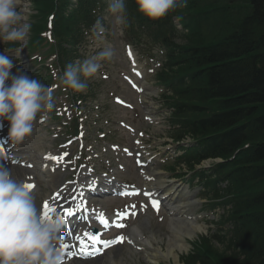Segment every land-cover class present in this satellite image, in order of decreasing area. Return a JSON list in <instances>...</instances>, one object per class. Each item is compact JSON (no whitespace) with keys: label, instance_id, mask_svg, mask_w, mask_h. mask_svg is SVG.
<instances>
[{"label":"trees","instance_id":"1","mask_svg":"<svg viewBox=\"0 0 264 264\" xmlns=\"http://www.w3.org/2000/svg\"><path fill=\"white\" fill-rule=\"evenodd\" d=\"M36 1L40 12H55L54 31L67 39L89 16L92 0H78L71 12L70 0ZM206 1L209 9L203 16L215 13L221 25L216 36L206 38L200 29L205 22L196 24L189 43L172 44L161 78L177 85L170 102L174 121L183 127L177 136L197 140L190 155L226 161L212 172L226 177V192L241 218L235 235L220 242L233 255L238 252L243 264L264 263V0H243L246 5L238 13L226 4L219 7L222 1ZM208 255L199 252L192 260L213 264Z\"/></svg>","mask_w":264,"mask_h":264},{"label":"clouds","instance_id":"2","mask_svg":"<svg viewBox=\"0 0 264 264\" xmlns=\"http://www.w3.org/2000/svg\"><path fill=\"white\" fill-rule=\"evenodd\" d=\"M138 10L149 18L164 17L170 10L186 6V0H136ZM20 0H0V41L23 44L30 30L18 11ZM117 28L125 24L123 0H112L107 10ZM96 38L105 32L102 20L93 25ZM21 51V49H18ZM6 52V51H5ZM111 46L82 62L69 63L61 82L75 91H83L88 78L101 68V61L114 56ZM15 63L7 54H0V127L9 122L8 139L22 143L32 132L38 114L43 119L54 105L52 90L27 74L12 75ZM11 81L10 84L6 83ZM7 156L0 151V264H59L62 249L55 245L62 239L60 218L44 220L34 195L22 182L12 177L6 166Z\"/></svg>","mask_w":264,"mask_h":264},{"label":"rangeland","instance_id":"3","mask_svg":"<svg viewBox=\"0 0 264 264\" xmlns=\"http://www.w3.org/2000/svg\"><path fill=\"white\" fill-rule=\"evenodd\" d=\"M31 0H23V5L18 8L19 12H21L22 16L24 17V22L27 23L28 20V14L31 12L32 8H31ZM222 1L223 3L219 4V7H226V5L229 7V9H227L228 11H234L233 13H238L242 8H244V5H246V3L243 0H219ZM200 3V8L203 11H208L209 7L207 5H205V3H207L206 0H199ZM226 4V5H225ZM245 10V9H244ZM210 12H208L207 15L203 16V28H202V34L205 35L206 38H210L213 34V36H216L215 34L218 32V30L220 29L221 25L220 23L217 24L216 19L217 18V14H209ZM222 11L219 12V18L221 17ZM220 22V21H219ZM105 32L100 36V38H96L95 36H93L92 39H90L89 42V47L88 50L92 48L91 52H93L92 56L96 55L98 52L102 51L105 47L107 46H111L114 49V56L111 60H104L101 61V67L103 68V70H106L107 72L110 73V78L108 80H106L105 82H100L99 84H97V87L103 90L101 91L100 94V98H106V100H108V103H110L111 105H113V100L108 99L109 95H107L108 91H112L114 92V94L116 95H120L122 97L125 98H129V94L128 92H132L131 88L127 85L124 77L120 76L119 72L120 71H126L128 70V63L124 57V43L126 42V36L125 33L123 32V30L120 28H117L114 25V20L113 17L111 16V14H107L106 15V22H105ZM220 34H223L224 32L220 31ZM189 34L188 32L183 31V33L180 34V36H178V40L176 42L180 43V44H187L189 43ZM7 43H3L2 41H0V51H3L5 48L4 46ZM17 51V50H16ZM13 51V52H16ZM16 55H18L17 53H15ZM21 55V53H20ZM27 67V66H26ZM21 68V69H17L12 73V75H17L18 74V70L20 73L23 74H30L31 69L28 68ZM28 70V71H26ZM9 83H11V81L9 80ZM127 96V97H126ZM132 99H134L135 105L137 106L138 110H140L141 107V103L137 100L135 101V96H133L131 94ZM124 112V113H123ZM112 115V121L110 122V128H117V123L116 121L118 119H121L125 116L131 117V120H134L135 116L134 113L125 109H121L120 111H115L114 109H112V112L107 113L106 117L103 120L109 119L107 116L108 115ZM6 132H9V122L6 121ZM47 125V127H49L50 123L49 122H45L41 129L45 128ZM33 126L35 127L33 130H37L39 127L35 126V124H33ZM139 127H141V125H139ZM142 128H145V126L143 125ZM39 135H43V150L44 151H48L49 147L53 144V141H51L49 133L46 132V130H42L38 132ZM167 134V133H166ZM169 135V134H168ZM167 135V137H168ZM96 134L93 130H89L88 131V138L89 141L96 139ZM158 138L157 141H159L160 143H164V141L162 142V137L159 138L158 134L156 136ZM165 137V135H164ZM166 139V138H165ZM164 139V140H165ZM98 142L102 141V140H97ZM98 142L96 143L98 145ZM22 149L20 151L16 150L14 152V156L18 157H25L22 160L17 161L16 163H12L11 161H4L6 166L11 170L12 173V177L13 179L21 182L26 176L25 173L23 172H27V175L32 178L33 176L36 175V180L35 183H37L38 187H35L34 190L32 191V194L35 197L36 203H37V207L41 208V203L43 200L47 199L48 197L53 195V192L51 190V188L47 187V183L43 180V176L40 175V173L36 172L34 169H29L28 168V164L31 162L30 159H32V157L30 156V153L27 152L28 149V145H23L21 146ZM26 155V156H24ZM16 159V157H15ZM105 159L107 158V155H105ZM126 162H128V160H125ZM130 161V160H129ZM25 164V165H22ZM130 163V162H128ZM105 164V163H104ZM21 167H19V166ZM158 170L160 165L155 166ZM165 168V167H164ZM105 167L101 168V170H104ZM154 169V167H153ZM166 170H169V168H167ZM163 172L164 169L162 168ZM22 173V176H21ZM66 174L62 173L61 179L64 180V178ZM122 175L128 179H130L131 181L135 182L136 184L141 183V178L138 174V171H136L134 165H130L128 166L127 170L125 173H122ZM171 176V175H169ZM24 177V178H23ZM39 177V178H38ZM60 179V180H61ZM34 181V179L32 180ZM67 197V196H66ZM95 202L96 199H94ZM110 205H114L115 200H109ZM166 210V209H165ZM222 211V210H221ZM165 215L163 216V221L159 222L156 218H154L151 214H147L145 215V217L141 220L137 221V226L140 228V230L146 235H150V234H154L155 237L157 238L158 242L163 246V248H166L167 242H168V236L171 235V231L172 229L169 228V214L165 211L164 212ZM216 231H213V233ZM208 234V235H207ZM202 233L198 236H194V238H192V240L188 241L190 242V244L195 243L198 245L197 250L200 249V252H206L208 255V257L213 259V264H243V258L240 256V254L238 252H236V255L232 254V249H229L227 247V245L225 243L219 242L218 240L209 238L211 237V235L209 233ZM198 237V238H197ZM162 239V241H161ZM193 250V247H190L188 249L187 254H189L191 251ZM186 252H184L183 255H181V261L183 264H194V261L190 259V257H187V254H185ZM227 253V254H226ZM112 256L116 257V260L120 263L123 264H148L145 260L146 258H144V252L143 251H137V250H133L130 247H127V245L121 246L119 249H115L111 252ZM230 256H233L234 259H232ZM99 261H94V262H89L86 264H99ZM170 262L172 264L173 263V258L170 259ZM169 260H163V261H159L157 262V264H168ZM258 264H264V263H258Z\"/></svg>","mask_w":264,"mask_h":264},{"label":"bare ground","instance_id":"4","mask_svg":"<svg viewBox=\"0 0 264 264\" xmlns=\"http://www.w3.org/2000/svg\"><path fill=\"white\" fill-rule=\"evenodd\" d=\"M10 145L13 144V146L18 147L19 144H15L10 142ZM39 153V152H38ZM42 157L43 153H39ZM35 164L38 163L39 165H41L40 161L37 160L35 161ZM48 163H45L44 165H47ZM49 175V174H48ZM158 178L156 185H154L155 183H152L153 186H155L157 189H162V194L167 196L168 194L169 197L167 198V200L169 199V202L171 204V202L175 201L176 199V191H173L172 188H167V186H172L173 183L170 184H166V181L162 178V176H160L159 173L155 174ZM53 178V175H52ZM27 182V181H25ZM150 187V183L148 184ZM156 189V190H157ZM186 192L185 190H181ZM183 205V203H181ZM180 206V204L178 205V207ZM178 223V224H177ZM177 224V225H176ZM186 223L184 221L181 222V220H179L177 222L176 219H172L170 222V226L171 228L173 226H175L173 228L172 234L173 236H169L167 245H166V249L163 248L162 245H160L156 239V237L154 235H151L148 238H139V237H135L140 241V245L144 246V251L146 253V256L152 259H155L156 262H158L160 259L161 260H169L171 258H173L174 264H182L181 261V254L183 252H186V250H188V241H187V237L192 238L193 236H195V234H197L199 231H201V226L199 225H193L192 223H189L188 226H185ZM162 241V239H161ZM106 254V253H104ZM108 260H103L100 259L99 264H121V263H117L115 261V256L111 257L108 256ZM67 264H83V263H67Z\"/></svg>","mask_w":264,"mask_h":264},{"label":"snow or ice","instance_id":"5","mask_svg":"<svg viewBox=\"0 0 264 264\" xmlns=\"http://www.w3.org/2000/svg\"><path fill=\"white\" fill-rule=\"evenodd\" d=\"M129 54L131 55V50L129 49ZM40 122H43V121H40ZM7 147H5L4 145H0V151H3L5 152ZM68 154L67 153H64L62 155H56V154H47L44 159L46 160H50L54 163H61L62 160H63V157L64 156H67ZM15 162V161H13ZM30 166V165H29ZM54 171V169H53ZM25 187L28 189V190H32L35 188V185L32 184V183H27L25 184ZM122 194H125V195H130V194H135V193H122ZM146 195H149V193H145ZM59 192H56L54 194V199H59ZM159 200L157 199H153L152 200V206L154 207V209H156L157 211L159 210ZM78 208H81V209H86L87 207V201H83L82 204L80 205H77ZM52 211H56V208L54 207H51L49 202L48 201H45L43 203V214L41 216L42 219L44 220H48L50 219V213ZM77 211L76 208H73V207H70V206H65L62 210V213L60 215V220H61V223H62V227H66L67 225V219L66 217L68 216H72L75 212ZM117 220L113 221L112 223L114 224L115 227H118V228H123L125 227V225L123 223H120L119 221L120 220H123L125 219L126 217H128L129 215H135V213H132V212H128V211H125V212H119L117 211ZM97 219L98 221L104 225V226H109V221L106 217H104V215L101 213L97 216ZM103 234L98 231H96L95 233H88V232H84L83 233V238L79 241V243L82 245V249H81V255H85V256H91V255H96V254H99L103 251V249L105 248H108L114 244H121L125 241V239H127L125 236H119L117 237L115 240H104V239H101V236ZM85 242H88V243H85ZM129 243H131V241H129ZM70 246L65 244L63 245V248L64 249H68ZM64 252H62V256L59 260V264L60 262L62 261L63 259V256H64ZM67 255L71 256L72 253L71 252H68Z\"/></svg>","mask_w":264,"mask_h":264}]
</instances>
